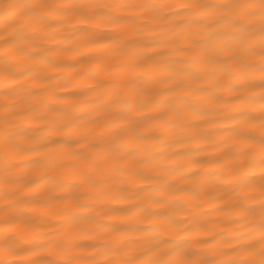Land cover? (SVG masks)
<instances>
[{"label":"bare ground","instance_id":"bare-ground-1","mask_svg":"<svg viewBox=\"0 0 264 264\" xmlns=\"http://www.w3.org/2000/svg\"><path fill=\"white\" fill-rule=\"evenodd\" d=\"M9 2L15 0H0V4ZM71 2L85 3L87 0ZM92 2L105 5L100 11L108 12V5L140 3L141 0ZM130 12L116 9L114 14L127 16ZM178 23L163 13L157 14L155 22L140 15L137 27L130 30L112 24L102 25L98 34L90 37L95 41L93 44L67 24L53 20L46 29L35 32L27 29V39L37 51L32 53L31 68L25 71L20 82L11 83L0 77V123L6 118L5 111L13 113L12 122L24 129L26 135L47 138L52 150L50 155L56 154L63 165L55 170L62 177L56 187L46 191L43 197L28 198L24 195L28 191L26 182L29 179L39 182L42 176L52 174L48 169V157L32 152L17 157L11 168V178L18 179L19 183L10 186L17 189L20 198L14 212L31 219L38 237L66 232L67 251L79 255L89 264L126 258V246L116 243L122 234L112 229L121 222L163 231L165 226L159 221L172 215L177 222L175 232L162 239L184 236L186 233L180 229H187V235H196L198 239L211 240L214 236V246H223L226 251L228 245L239 247L241 237L259 234L258 210L254 216L230 213V198H235L238 182L229 183L228 174L218 170L220 162H226L227 154L244 146L237 144L240 140L238 131L243 135L249 134L247 129H252L256 135L260 131L259 121L250 125L237 123L234 119L239 113L258 111L260 107L258 103H247V97L258 94L259 89L238 83L244 79L240 73L234 78L218 74L215 80L206 75L189 80L185 89L188 94L181 96L179 110L168 113L172 118L161 124H149L145 129L146 139L142 142L143 149L137 150L136 160L123 171L96 177L94 184H79L74 165L77 157L86 150L83 146L94 143L101 131L97 110H110L117 97L127 99L132 94L131 89L113 87L115 81L111 79L103 82L106 92L94 90L100 77L113 73L114 65L123 59L125 50L140 49L152 56L159 67L169 70L146 87L142 84L143 78L138 81L144 87L142 103L146 109L165 105L164 96L169 94L163 89L171 79L184 78L197 69L202 73L207 71L199 57L192 59L179 51L196 36L188 27L181 40L177 35ZM221 30L227 33L229 27ZM252 74L259 75L258 72ZM26 88L31 89V97L24 95ZM28 105L30 107H26ZM255 147L259 154V145ZM141 161L143 179L137 173ZM248 171L258 173L257 169ZM4 178V165L0 163V181ZM5 190L0 183V191ZM160 191L164 195H158ZM146 193L151 199H146ZM66 194L72 198V203L80 206L76 215L85 220L92 217L99 227L89 225L79 231L66 230L62 215H53L44 206L53 205L62 212ZM254 194H258V190ZM3 204L0 200V213L4 210ZM145 208L152 214H146ZM117 209H125L134 215H115ZM147 239L141 241L145 246ZM72 244L79 247H71ZM137 254L128 253L129 256Z\"/></svg>","mask_w":264,"mask_h":264},{"label":"snow or ice","instance_id":"snow-or-ice-1","mask_svg":"<svg viewBox=\"0 0 264 264\" xmlns=\"http://www.w3.org/2000/svg\"><path fill=\"white\" fill-rule=\"evenodd\" d=\"M104 7L92 0L85 3L71 0H15L0 4V77L11 83H19L25 71L30 70L32 53L37 49L29 43L27 29L39 31L50 26L53 20H60L95 44L90 37L97 35L102 25L112 24L130 30L137 27L140 15L155 22L160 13L179 22L177 35L181 40L186 28L194 30L192 34L196 38L179 51L192 59L199 57L207 66V71L202 73L197 69L187 73L184 78L171 79L163 89L164 93L169 94L164 96L165 105L146 109L142 103L144 87L169 70L159 67L152 56L140 49L125 50L123 59L114 65L113 73L100 77L94 90L106 92L103 82L111 79L115 81L113 87L131 89L132 94L127 99L117 97L110 110H97V115L101 117L98 122L101 131L94 143L83 146L86 150L77 157L74 165L80 185L94 184L96 177L123 171L131 161L136 160L137 150L143 149L142 142L146 139L145 129L149 124H161L172 118L168 113L179 110L181 96L188 94L185 89L189 80L199 79L201 75L215 80L218 74L234 78L236 73H240L244 79L238 80V83L259 89L258 94L247 97V103L260 105L258 111L252 109L234 118L240 124L255 125L259 121V134H254L252 129L246 130L247 135L238 131L240 140L237 144L244 146H238L233 153L227 154L226 162L222 160L218 169L228 174L231 178L229 183L238 182L235 198H230V213L254 216L259 211L258 236L250 234L241 237L239 247L228 245L226 251L223 246H214V236L208 230L204 231L212 236L211 240L187 235V229H180L186 233L184 236L162 239V236L175 232L177 222L172 215L159 221L165 226L163 231L121 222L112 229L122 234L116 243L126 246V258L108 260L104 264H264V0H141L140 3L108 5L109 11L101 12L100 9ZM116 9L131 12L127 16L116 15ZM225 27H229V32L221 30ZM256 72L258 76L252 74ZM141 78L144 87L138 84ZM24 95L31 97V89H24ZM3 115L6 118L0 123V163L4 165L5 178L0 183L6 190L0 191V200L4 202V210L0 213V264H89L79 255L67 251L66 232L38 237L31 219L14 212L20 198L17 189L10 186L19 183L18 179L11 178V168L17 157L28 152L48 157V169L52 174L42 176L39 182L29 179L25 184L28 191L24 194L28 198L34 195L43 197L46 191L56 187L62 177L55 170L63 165L56 154L50 155L52 150L48 147L47 138L26 135L24 129L12 122L13 113L5 111ZM256 145H259V154ZM142 167L143 161L137 167V173L143 179ZM249 169H257L258 173ZM257 190L258 194H254ZM157 194L164 195L163 191ZM145 197L151 199L148 193ZM63 199L66 203L62 212L53 205L44 206L51 214L62 215L66 230L79 231L89 225L99 227L92 217L85 220L76 215L80 206L72 203L69 195L66 194ZM143 211L152 214L149 208ZM114 214L134 215L125 209L114 210ZM146 237L147 246L141 243ZM71 247L79 245L72 244ZM132 252L138 254L129 256L128 253ZM90 264L100 262L91 261Z\"/></svg>","mask_w":264,"mask_h":264}]
</instances>
